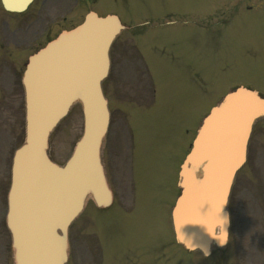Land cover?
I'll return each mask as SVG.
<instances>
[{
  "label": "rangeland",
  "instance_id": "374dc122",
  "mask_svg": "<svg viewBox=\"0 0 264 264\" xmlns=\"http://www.w3.org/2000/svg\"><path fill=\"white\" fill-rule=\"evenodd\" d=\"M42 1L37 0L23 18V21H26L27 15H37L38 12L46 18L44 22L37 20L35 23V49L42 46L49 36H54L61 28L78 22L81 11V8L75 7L72 0H46L44 4ZM120 3L123 4L121 0H90L84 3L83 12L95 8L102 15L118 13L122 19L125 29L112 45L111 68L124 64L144 67V62L139 58L140 53L135 52L134 46H129L133 38L131 34H134L133 27L137 26V31L146 33L147 43L152 39L150 32L152 31L155 38L160 33L156 27H163L160 28L163 42L158 45H165V52L169 56L161 58L160 75L163 84L159 98L175 104L179 122L190 120L191 126L198 128L209 108L216 105L226 91L240 83L264 93V0H128V6ZM253 4L260 5L252 8ZM248 6L252 9H248ZM3 19L11 30L12 16L3 14ZM145 20L150 23L140 25ZM32 49H23V46L9 47V56L5 58H2L0 52V264H13L10 235L5 227L4 214L11 156L24 139V99L20 81L23 68L18 66ZM176 52L184 60L191 62L190 67L194 70L193 83L189 85L190 97L187 95V89H180L182 70L176 62L177 58L172 56H176ZM179 61L181 62L180 59ZM3 63L9 68H4ZM185 87H188V83ZM110 103L114 110V101ZM163 109L167 114L164 105ZM163 122L164 125L167 124L166 120ZM81 130L82 115L77 103L49 136L48 152L51 158L62 164L69 156ZM263 130L264 120L259 119L251 136L252 151L255 146V155L253 152L251 159L238 171L231 190L229 209L232 226L227 246L223 250L213 249L210 255L205 256L199 251H187L179 247L174 240H170L173 234L170 206L165 204L168 192L162 191L157 199L150 196L146 198V211L141 220L143 232L136 229L140 223L134 227L127 226L128 229L123 232L128 240L149 241L157 237L169 240L167 245L170 246L154 253L151 258L145 256L146 258L138 261L151 264L157 257L163 264H220V259L224 258V264H241L242 258H245L247 261H255V264H264ZM177 132L179 136H173L172 145H165L163 149L166 150H162L157 159L159 173L164 179H170L171 167L176 164L168 159V153L178 155V160L184 153L182 143L185 136L179 129ZM146 164L150 173L152 160L149 152ZM175 170L176 166L173 174ZM147 180L143 187L152 190L156 185L150 177ZM240 194L244 195L240 197ZM77 223L74 221L70 228L68 264L80 262L81 247H77L75 243L80 227ZM237 227L240 228L239 234ZM101 234L104 239L109 236L107 230H101ZM258 247L262 248L261 254L258 253ZM122 248L116 247L114 251ZM118 256L123 257L124 254ZM130 256L136 254L131 253Z\"/></svg>",
  "mask_w": 264,
  "mask_h": 264
},
{
  "label": "water",
  "instance_id": "95a60500",
  "mask_svg": "<svg viewBox=\"0 0 264 264\" xmlns=\"http://www.w3.org/2000/svg\"><path fill=\"white\" fill-rule=\"evenodd\" d=\"M30 1L2 3L7 10L22 11ZM121 28L116 15L89 12L81 24L63 30L28 58L22 77L25 142L13 154L7 194L6 224L15 264H64L67 228L86 196L97 205L110 202L100 161L109 119L100 82L108 71L109 45ZM76 101L81 104L82 133L61 166L48 157L47 139ZM259 116L264 117V99L239 87L204 118L181 165V193L172 211L175 238L185 248L209 254L211 246L226 243L227 197Z\"/></svg>",
  "mask_w": 264,
  "mask_h": 264
},
{
  "label": "flooded vegetation",
  "instance_id": "af4514ba",
  "mask_svg": "<svg viewBox=\"0 0 264 264\" xmlns=\"http://www.w3.org/2000/svg\"><path fill=\"white\" fill-rule=\"evenodd\" d=\"M33 22L34 17H31L27 27ZM15 24L17 25L18 22L16 21ZM32 30V32L17 34L2 32L0 48L4 49L10 41L19 45H24V42L29 43L30 40L24 36L31 34L34 38V28ZM143 62H145L144 68H135L132 64L128 68H111L108 77L102 83L110 109L111 125L101 156L113 198L110 206L106 208L87 202L84 212L80 215L78 228L82 236L88 223L94 227L91 247L87 243L82 244V254L88 253L91 249L92 257H94L93 264H101L99 258L103 260L104 247L107 248L119 242L128 245L142 243L140 239L128 240L123 231L128 229L127 226L134 227L140 223L136 229L143 232L141 220L146 211V199L141 180H144V177L147 178V152L152 160L150 172L157 171V159L163 150L164 128L163 100L159 98L163 84L160 75L162 68H154L147 59ZM111 101H114V110ZM169 127L171 130L172 126ZM85 212H87L86 215H84ZM90 212H92L91 216ZM101 230H107L109 233L107 239L103 238ZM157 242L156 240L149 244L155 245ZM95 257L99 258L95 260ZM128 259L126 264H143L131 261V258L127 257L126 260ZM107 261L109 264H116L114 256L108 257ZM152 262L158 264V258L156 257Z\"/></svg>",
  "mask_w": 264,
  "mask_h": 264
},
{
  "label": "clouds",
  "instance_id": "9594fccd",
  "mask_svg": "<svg viewBox=\"0 0 264 264\" xmlns=\"http://www.w3.org/2000/svg\"><path fill=\"white\" fill-rule=\"evenodd\" d=\"M224 230V228L222 227V231ZM225 242H226V240H225ZM204 253H206L207 254V252L205 251Z\"/></svg>",
  "mask_w": 264,
  "mask_h": 264
}]
</instances>
